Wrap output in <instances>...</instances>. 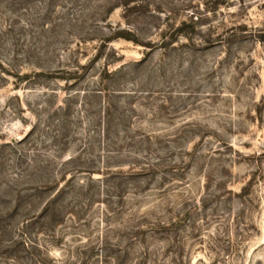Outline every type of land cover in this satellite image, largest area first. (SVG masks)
Wrapping results in <instances>:
<instances>
[{
    "label": "rangeland",
    "instance_id": "1",
    "mask_svg": "<svg viewBox=\"0 0 264 264\" xmlns=\"http://www.w3.org/2000/svg\"><path fill=\"white\" fill-rule=\"evenodd\" d=\"M37 124L62 220L0 264H264V0H0V144Z\"/></svg>",
    "mask_w": 264,
    "mask_h": 264
},
{
    "label": "trees",
    "instance_id": "2",
    "mask_svg": "<svg viewBox=\"0 0 264 264\" xmlns=\"http://www.w3.org/2000/svg\"><path fill=\"white\" fill-rule=\"evenodd\" d=\"M38 127L39 124L32 126L30 132L18 141L0 144V149L8 147L17 155L15 157L16 165L26 164V168L20 171L19 175L24 180L27 178V183L30 182V187L26 189L30 193L19 196L21 199L10 201L13 194L18 195L19 190L16 186L21 181L18 174L15 173L11 178V185L0 194V258H18L20 253L24 251L31 253L28 247H32L30 244L32 242L30 240V243H27L24 238L29 227L36 225L40 230L41 228L53 227L62 220L63 211L59 202L63 190L59 187L58 177L55 175L57 173L49 168L51 165L49 158L40 159L38 154L33 157L26 150L27 153L17 148L23 147L31 141V134ZM68 159L72 158L69 157ZM38 160H41L42 163H39ZM61 165L64 163L61 162ZM13 229L17 234L11 237Z\"/></svg>",
    "mask_w": 264,
    "mask_h": 264
}]
</instances>
